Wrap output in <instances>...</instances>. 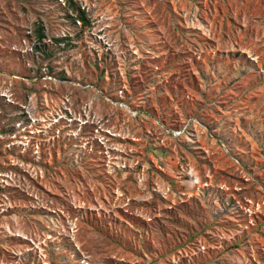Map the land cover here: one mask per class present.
<instances>
[{"label":"rangeland","instance_id":"374dc122","mask_svg":"<svg viewBox=\"0 0 264 264\" xmlns=\"http://www.w3.org/2000/svg\"><path fill=\"white\" fill-rule=\"evenodd\" d=\"M74 2L0 0V264H264V0Z\"/></svg>","mask_w":264,"mask_h":264},{"label":"trees","instance_id":"16d2710c","mask_svg":"<svg viewBox=\"0 0 264 264\" xmlns=\"http://www.w3.org/2000/svg\"><path fill=\"white\" fill-rule=\"evenodd\" d=\"M69 5L71 6L72 10L78 14V18L81 21H83V22L87 21V17H86L85 12L83 10H81V8L74 2V0H69ZM37 33H38L39 39L42 40L44 37L43 27L39 26L37 29Z\"/></svg>","mask_w":264,"mask_h":264},{"label":"built area","instance_id":"2783aa9c","mask_svg":"<svg viewBox=\"0 0 264 264\" xmlns=\"http://www.w3.org/2000/svg\"><path fill=\"white\" fill-rule=\"evenodd\" d=\"M177 133H180V132H177Z\"/></svg>","mask_w":264,"mask_h":264}]
</instances>
